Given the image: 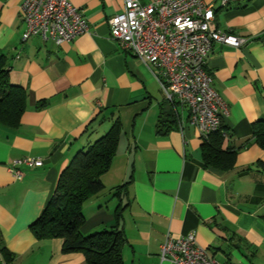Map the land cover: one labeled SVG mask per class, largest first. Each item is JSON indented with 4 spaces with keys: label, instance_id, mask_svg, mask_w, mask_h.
Listing matches in <instances>:
<instances>
[{
    "label": "crops",
    "instance_id": "1",
    "mask_svg": "<svg viewBox=\"0 0 264 264\" xmlns=\"http://www.w3.org/2000/svg\"><path fill=\"white\" fill-rule=\"evenodd\" d=\"M203 1L219 31L248 40L214 44L207 61L228 109L223 148L237 150L227 171L205 165V139L188 111L169 103L151 68L111 39L108 22L123 0H70L90 32L60 46L23 42L20 0H0V54L28 95L20 127L0 124V264H87L82 253H64L62 239H37L31 226L73 157L116 120L117 152L103 191L83 206V235L122 230L125 264H171L161 259L165 239L191 233L219 264H264V149L255 138L264 126V0ZM169 118L171 128L159 133ZM24 158L43 166H20L19 180L10 166Z\"/></svg>",
    "mask_w": 264,
    "mask_h": 264
},
{
    "label": "built area",
    "instance_id": "2",
    "mask_svg": "<svg viewBox=\"0 0 264 264\" xmlns=\"http://www.w3.org/2000/svg\"><path fill=\"white\" fill-rule=\"evenodd\" d=\"M25 30L22 41L39 37L57 46L90 32L89 21L70 0H20ZM121 13L108 22L111 39L149 66L167 101L188 111V124L203 139L220 130L228 109L214 89L207 61L214 44L240 48L246 38L223 33L215 25L214 7L203 0H123ZM20 166L41 167L38 158H24L10 166L22 179ZM171 264H219L202 247L195 233L167 236L160 249ZM2 264H10L3 262Z\"/></svg>",
    "mask_w": 264,
    "mask_h": 264
},
{
    "label": "trees",
    "instance_id": "3",
    "mask_svg": "<svg viewBox=\"0 0 264 264\" xmlns=\"http://www.w3.org/2000/svg\"><path fill=\"white\" fill-rule=\"evenodd\" d=\"M27 92L10 80L7 58L0 54V124L9 130H17L26 110ZM171 116V115H170ZM169 118L161 122L159 133L167 132L173 124ZM169 126V127H168ZM226 128L205 140L203 155L205 165L220 170H231L235 166L237 150L224 149ZM121 124L116 120L110 131L98 139L86 151L76 154L62 172L57 187L46 209L31 226L37 239L60 238L63 252L82 253L87 264H125L123 248L124 232L118 228L89 235L81 232L86 219L84 204L104 189L102 176L108 172L117 152ZM257 143L264 149V126L255 129ZM264 172V164H260ZM128 183L116 189L127 192ZM119 210H123L119 206ZM122 215L117 213V218ZM9 263V261H7Z\"/></svg>",
    "mask_w": 264,
    "mask_h": 264
}]
</instances>
